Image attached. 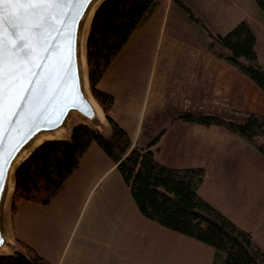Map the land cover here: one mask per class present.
Returning a JSON list of instances; mask_svg holds the SVG:
<instances>
[{
  "label": "crops",
  "instance_id": "crops-1",
  "mask_svg": "<svg viewBox=\"0 0 264 264\" xmlns=\"http://www.w3.org/2000/svg\"><path fill=\"white\" fill-rule=\"evenodd\" d=\"M161 0L132 33L97 88L111 94L108 115L133 147L158 139L155 160L201 168L198 195L264 251V157L226 129L184 122L199 113L243 123L264 115V91L209 54L208 32L250 25L264 50V15L252 0ZM106 123V131L108 133ZM78 214V215H77ZM6 229L51 264H222L213 248L143 217L116 166L91 144L46 205L19 201Z\"/></svg>",
  "mask_w": 264,
  "mask_h": 264
},
{
  "label": "trees",
  "instance_id": "trees-1",
  "mask_svg": "<svg viewBox=\"0 0 264 264\" xmlns=\"http://www.w3.org/2000/svg\"><path fill=\"white\" fill-rule=\"evenodd\" d=\"M161 0H103L96 9L86 39L90 92L108 124L105 135L85 124L72 127L68 139L46 141L22 161L14 173L12 211L21 200L48 204L92 143L116 166L139 212L146 219L214 249L222 264H264V251L252 235L203 200L197 188L201 168H170L155 160L158 137L145 148L132 147L127 132L108 115L111 94L97 88L104 73L132 33ZM264 15V0H252ZM174 2L189 17L199 19L181 1ZM209 54L234 67L264 91V65L255 49L256 38L242 20L226 34L208 32ZM180 120L206 127L220 126L239 136L264 157V115L248 113L243 123L188 113ZM21 252L0 255V264H51L32 247L18 241Z\"/></svg>",
  "mask_w": 264,
  "mask_h": 264
},
{
  "label": "snow or ice",
  "instance_id": "snow-or-ice-1",
  "mask_svg": "<svg viewBox=\"0 0 264 264\" xmlns=\"http://www.w3.org/2000/svg\"><path fill=\"white\" fill-rule=\"evenodd\" d=\"M76 2L0 0V148L4 146L5 133L15 131L26 117L34 122L42 115L41 97L46 91H53L49 85L53 72L59 80L69 76L74 57L71 34L62 33L59 25L65 24L63 17L68 16L65 9H71ZM53 31L67 36L66 47L61 49L59 44L48 40L47 46L39 51L34 42L38 39L44 42ZM61 72L63 75H59ZM81 79L82 73L77 72V84ZM6 175L0 168V181ZM0 192H6L2 184ZM5 243L0 239V245Z\"/></svg>",
  "mask_w": 264,
  "mask_h": 264
},
{
  "label": "water",
  "instance_id": "water-1",
  "mask_svg": "<svg viewBox=\"0 0 264 264\" xmlns=\"http://www.w3.org/2000/svg\"><path fill=\"white\" fill-rule=\"evenodd\" d=\"M102 1L103 0H77V2L72 5L71 9H65V11L68 12V16L63 17L65 24L59 25V27L62 33L71 34L74 57L73 66L69 70V76L64 80H59L57 78V73L53 72L49 79V85L53 91H46L41 97V102L43 104L42 115L37 116L34 122L26 117L16 126L15 131L4 134V146L3 148H0V168H3L7 175L5 179L0 181V184L6 189V192H0V239H3L6 243L0 245V255L21 252L15 242L9 237L6 229L5 204L9 196L8 185L13 183L14 186V173L16 168L42 143L51 140H63V138L44 140L42 143L28 151L27 156L20 160L22 154L29 150V145L32 141L38 135L53 133L58 130L62 131L63 135H66L68 131H66L65 128L69 117L73 114H77L91 123L99 132L105 133L106 131V121L103 114L101 115V113L97 112L96 107L98 106L93 102L90 93L88 92L92 101L84 90L83 70L80 63V36L82 33L83 20L90 7L98 2L95 8L96 11ZM81 4L83 6H81ZM77 12H79V15L76 14ZM52 37H55L56 39L52 40ZM48 40H51L53 44H59L61 49L65 48L68 43L66 35H61L60 33L53 31L46 37L44 42H41L38 39L34 44L37 49L42 52V49L47 46ZM77 72L82 73L80 84H77L76 82ZM59 75H63V73L61 72ZM49 96L51 99H47ZM14 148L17 150L13 151ZM9 153H11V155H9Z\"/></svg>",
  "mask_w": 264,
  "mask_h": 264
},
{
  "label": "bare ground",
  "instance_id": "bare-ground-1",
  "mask_svg": "<svg viewBox=\"0 0 264 264\" xmlns=\"http://www.w3.org/2000/svg\"><path fill=\"white\" fill-rule=\"evenodd\" d=\"M97 4H98V2L96 4H93L90 7L89 11L87 12V14H86V16H85V18L83 20L82 33H81V36H80V44H81V48H80V63H81V68L83 70V85H84V90H85L86 94L89 96V99H91V97H90V95L88 93V90H87L88 80H87L86 56H85V47H84V45H85L86 35L88 33L90 22H91V17L93 15L94 11H95V8H96ZM91 101H92V99H91ZM96 110H97L98 113H101V111H100V109L98 107H96ZM62 138H63V133L60 130H58L56 132H53V133L38 135L32 141V143L29 145V150H27L25 153L22 154L20 160H22L23 158H25L27 156L28 151H30L32 148H34L37 145H39L40 143H42L44 140L62 139ZM8 187H9L8 188V194L10 195L12 193V189L14 188L13 183L8 185Z\"/></svg>",
  "mask_w": 264,
  "mask_h": 264
},
{
  "label": "rangeland",
  "instance_id": "rangeland-1",
  "mask_svg": "<svg viewBox=\"0 0 264 264\" xmlns=\"http://www.w3.org/2000/svg\"><path fill=\"white\" fill-rule=\"evenodd\" d=\"M90 28V27H89ZM89 32V30H88ZM87 36H88V33H87ZM87 39V38H86ZM85 47H86V40H85ZM85 55H86V48H85ZM259 61L264 65V50H260L259 49ZM86 71L88 72V67H87V64H86ZM87 80H88V75H87ZM87 90L88 92L90 93L93 101L95 102V104L98 106V108L100 109L101 111V115L103 114V117L105 118L104 116V113L102 111V108L99 106V104L95 101V99L93 98L91 92H90V87H89V82H88V87H87ZM106 121V120H105ZM85 124V125H88L90 126L91 128L95 129L94 126L89 123L88 121H86L85 119H83L82 117H80L79 115L77 114H73L72 116L69 117V120L67 122V126L65 128L66 131H68L66 133V135L64 134L63 135V139H68L69 136H70V132H71V129L74 125L76 124ZM107 123V122H106ZM108 125V124H107ZM97 130V129H96ZM128 134V133H127ZM129 136V135H128ZM92 144H96V143H92ZM132 144V143H131ZM97 145V144H96ZM98 146V145H97ZM133 147V146H132ZM14 189V188H13ZM13 193V191H12ZM12 193L8 196L7 200H6V204H5V209H6V214L9 215V213L12 212V208H11V203H12ZM17 205V204H16ZM78 215V214H77Z\"/></svg>",
  "mask_w": 264,
  "mask_h": 264
}]
</instances>
